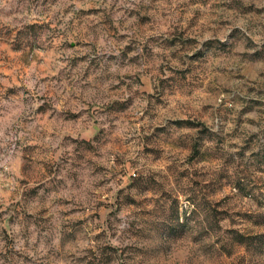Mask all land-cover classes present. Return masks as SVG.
Returning <instances> with one entry per match:
<instances>
[{
    "label": "rangeland",
    "instance_id": "obj_1",
    "mask_svg": "<svg viewBox=\"0 0 264 264\" xmlns=\"http://www.w3.org/2000/svg\"><path fill=\"white\" fill-rule=\"evenodd\" d=\"M0 264H264V0H0Z\"/></svg>",
    "mask_w": 264,
    "mask_h": 264
},
{
    "label": "trees",
    "instance_id": "obj_2",
    "mask_svg": "<svg viewBox=\"0 0 264 264\" xmlns=\"http://www.w3.org/2000/svg\"><path fill=\"white\" fill-rule=\"evenodd\" d=\"M263 237V236H262Z\"/></svg>",
    "mask_w": 264,
    "mask_h": 264
}]
</instances>
